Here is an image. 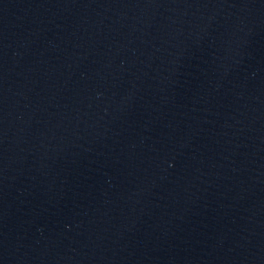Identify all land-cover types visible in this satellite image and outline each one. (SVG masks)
<instances>
[{
	"label": "water",
	"instance_id": "95a60500",
	"mask_svg": "<svg viewBox=\"0 0 264 264\" xmlns=\"http://www.w3.org/2000/svg\"><path fill=\"white\" fill-rule=\"evenodd\" d=\"M0 264H264V0H0Z\"/></svg>",
	"mask_w": 264,
	"mask_h": 264
}]
</instances>
